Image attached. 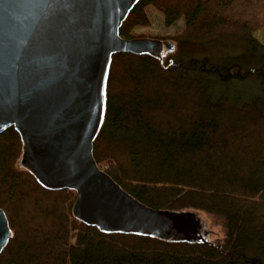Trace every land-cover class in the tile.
Wrapping results in <instances>:
<instances>
[{
    "label": "trees",
    "instance_id": "obj_1",
    "mask_svg": "<svg viewBox=\"0 0 264 264\" xmlns=\"http://www.w3.org/2000/svg\"><path fill=\"white\" fill-rule=\"evenodd\" d=\"M148 7L166 27L183 20L164 39L212 49L186 58L175 49L162 63L114 55L93 156L140 203L206 214L222 238L183 244L86 226L72 215L73 192L48 191L19 167L21 141L9 128L0 134V208L12 237L0 264H264V0H140L122 38L140 37ZM246 82L252 89L232 87Z\"/></svg>",
    "mask_w": 264,
    "mask_h": 264
},
{
    "label": "water",
    "instance_id": "obj_2",
    "mask_svg": "<svg viewBox=\"0 0 264 264\" xmlns=\"http://www.w3.org/2000/svg\"><path fill=\"white\" fill-rule=\"evenodd\" d=\"M140 0H0V134L21 141L19 167L48 191L75 194L73 217L103 234L213 246L197 212L137 201L96 163L112 57L163 62L174 44L122 38ZM12 237L0 208V254Z\"/></svg>",
    "mask_w": 264,
    "mask_h": 264
},
{
    "label": "rangeland",
    "instance_id": "obj_3",
    "mask_svg": "<svg viewBox=\"0 0 264 264\" xmlns=\"http://www.w3.org/2000/svg\"><path fill=\"white\" fill-rule=\"evenodd\" d=\"M146 12H147V16L149 19V25L136 28L134 30V35L140 36L137 38H156V39H160L163 41L172 42L171 40L164 39V38L173 37L179 32H181L183 28L182 19L178 21L175 25L166 27L163 24V16L160 14V12H158L156 9L152 7L146 8ZM260 40L264 44V36H261ZM218 42L220 43V46L225 47V48L234 47L233 40L223 39V40H219ZM210 43H212V45H217L215 44V42H210ZM173 44H174V52H175V49L179 50L177 53H180L179 55L184 58L189 57V56L195 57V56L201 55V53L206 52L208 49H212V47L210 48V46L207 44L197 43V42L195 43L184 42L180 45V48L179 46H176L177 43L173 42ZM232 87L238 88L240 91L249 90V88L252 89V83L246 82L245 84L232 85ZM231 90L232 89H230V91ZM100 168L102 170L105 169L106 164L100 165ZM200 218L204 222V228L210 232L209 239L211 242H216L217 239L222 238L221 228L218 225L212 223L208 215L201 214Z\"/></svg>",
    "mask_w": 264,
    "mask_h": 264
}]
</instances>
